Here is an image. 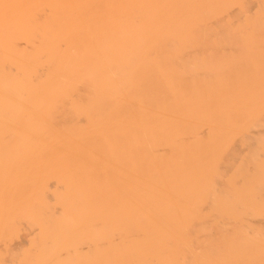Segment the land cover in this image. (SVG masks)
<instances>
[{
  "label": "bare ground",
  "instance_id": "obj_1",
  "mask_svg": "<svg viewBox=\"0 0 264 264\" xmlns=\"http://www.w3.org/2000/svg\"><path fill=\"white\" fill-rule=\"evenodd\" d=\"M0 264H264V0H0Z\"/></svg>",
  "mask_w": 264,
  "mask_h": 264
}]
</instances>
